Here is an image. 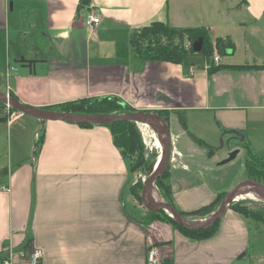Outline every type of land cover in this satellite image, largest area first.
Segmentation results:
<instances>
[{"label": "crops", "instance_id": "crops-1", "mask_svg": "<svg viewBox=\"0 0 264 264\" xmlns=\"http://www.w3.org/2000/svg\"><path fill=\"white\" fill-rule=\"evenodd\" d=\"M78 3L0 0V91L43 109L113 98L135 110L166 111L172 139L166 181L183 211L237 184L239 178L223 183L238 162L263 158L264 0H89L80 9ZM87 12L98 15L96 25H85ZM153 20L205 27L212 41L229 38L232 52L211 65L252 67L209 73L198 54L183 63L142 59L129 36ZM21 60H34V70ZM3 116L1 125L19 132L14 165L0 178V253L37 246L42 264H145L152 247L162 264H263L254 261L251 239L264 242V224L230 208L204 239L142 218L129 162L105 125L41 122L0 106ZM26 128L31 135L24 140Z\"/></svg>", "mask_w": 264, "mask_h": 264}, {"label": "trees", "instance_id": "trees-1", "mask_svg": "<svg viewBox=\"0 0 264 264\" xmlns=\"http://www.w3.org/2000/svg\"><path fill=\"white\" fill-rule=\"evenodd\" d=\"M89 0H79L78 8L87 6ZM201 37L203 39V46L200 52L196 53L192 49V42ZM188 41L191 46L186 48L184 42ZM129 42L133 51L142 59L145 60H155V61H170L173 63H183L186 61L187 57L190 55H202L203 58L209 62L213 56V52L216 51L218 55H225L231 53L233 50V43L229 38L216 37L214 41L208 35L207 29L205 27H174L169 25L167 22L153 20L137 29H134L129 36ZM220 67L235 68V69H248L252 66H227V65H211L208 68V72L219 69ZM12 98L17 99L13 94L9 95ZM0 106L6 107L5 104L0 103ZM9 112L16 111L12 108H7ZM50 109V108H49ZM56 111L62 112H77V113H116L122 114L126 112L135 111L134 108L125 106L121 102L113 98H83L77 101H70L61 104ZM167 119V112L164 110L154 111ZM81 126H93L95 124H79ZM105 125L113 139V143L116 147L121 150L122 155L127 158L130 166V170H136L140 167L145 168L147 172L152 169L155 165V161L158 157L156 154L154 161L151 163H146L149 160V155L145 152L142 143L140 131L137 127V123L133 121H116L110 122ZM182 125L184 126V121L182 120ZM41 139V135L37 137ZM194 141L204 148L207 149V155L211 156L214 149L203 140L193 137ZM258 162V161H257ZM251 160H246L244 167L246 173L249 176L262 179L264 181V156L257 163ZM145 163V164H144ZM169 174V167L164 172L162 176L157 178L154 182L155 186L158 187L161 196L165 201L173 204L175 203L172 198V191L170 185L167 183L166 179ZM142 181L137 180L134 185L131 186V193L135 198H138L135 187H141ZM138 196V197H137ZM223 193L217 195V197L210 203L202 205L190 211H183L178 209L187 218H205L215 211L223 198ZM238 198H243L241 196L237 197L228 208L240 213L241 215L248 218H261L262 214L258 211H254L241 205ZM151 199L156 200L155 195L151 192ZM140 200V199H139ZM147 215L144 219L151 220H162L170 223L178 231L185 234L186 236L193 239H204L212 236L219 225L220 219L212 226L201 229L193 230L186 229L180 224H178L170 215L165 211L160 210L158 213L146 212ZM263 219V217L261 218ZM264 222V221H263Z\"/></svg>", "mask_w": 264, "mask_h": 264}, {"label": "water", "instance_id": "water-1", "mask_svg": "<svg viewBox=\"0 0 264 264\" xmlns=\"http://www.w3.org/2000/svg\"><path fill=\"white\" fill-rule=\"evenodd\" d=\"M203 39L198 37L192 42V49L198 53L202 49ZM21 63H25L30 70H34V60H21ZM0 103L5 104L4 108H12L22 114H26L37 118L41 122L47 120H60L75 124H107L116 121H133L139 124H145L149 126L158 136L161 141V160L156 168L152 167L147 176L143 179V184L140 192V201L142 206L150 212L158 213L160 210L165 211L170 215L178 224L186 229L201 230L206 229L214 225L225 213L230 204L241 195L247 193H255L261 196L264 201V184L257 180H245L237 184L231 190H229L217 209L210 215L203 219H190L185 217L177 208L165 201H157L151 199V191L154 189V182L157 178L162 176L168 169L171 161L172 152V139L169 130V124L167 119L154 112H146L143 110H135L122 114L116 113H77V112H62L52 109H43L27 105L20 102L18 99L12 98L6 92L0 91ZM238 136V135H237ZM237 154V150L229 153L227 158L221 161V164L232 161Z\"/></svg>", "mask_w": 264, "mask_h": 264}, {"label": "rangeland", "instance_id": "rangeland-1", "mask_svg": "<svg viewBox=\"0 0 264 264\" xmlns=\"http://www.w3.org/2000/svg\"><path fill=\"white\" fill-rule=\"evenodd\" d=\"M196 13L199 14L198 12H196ZM188 43H189L188 41L184 42L186 48H188ZM0 52H1V50H0ZM213 54H216V51H214ZM198 56H199V54H198ZM201 58H203L202 55H200L198 59H201ZM25 118H27V117H25ZM4 120H5V117L3 116L2 120H0V178L2 180L5 179V175L7 174V170L11 169V167L14 165V149H15L14 148V136L19 132L17 125H13V127L10 130L5 126H2L1 124L4 123ZM17 123H19V121ZM137 127L140 131L144 150L149 155V160L146 163H151L152 161H154V157L156 154L158 155L157 159L160 157L162 146H161V148H159L157 145V143L159 142V136L148 126H147V128H145V126H143L142 124H137ZM23 133L24 134H22V139L25 140V138H26L25 135L26 134L31 135V130L29 128H26L23 130ZM219 145H221V142H219ZM255 159L258 160L257 158H255ZM254 162H257V161L254 160ZM169 164H171V163H169ZM213 167H214V165H213ZM242 169H244V171ZM203 172H206V169H203ZM147 174H148V172L143 167H140L136 170H132L131 171V182H132L131 186L134 185V183L137 180H141L142 184H143V179L147 176ZM238 178L240 179V181L237 184H239L242 181L250 179L249 175L246 173L245 167H243V164H240L239 162L234 166V171L230 175H228V177L225 179L223 184L224 185L229 184V183H231V181H234V179H238ZM254 180H257L258 182H261L264 184V181L262 179L255 178ZM237 184H235L233 187H235ZM154 187H156L155 184H154ZM141 188H142V186L141 187H135V191L137 192V195L139 197L138 196H137L138 198L134 197V201H135L136 206L140 210H142L143 213H145V215H147L146 214L147 210L144 209V207L141 204V201L139 200ZM155 189L160 194L158 187H156ZM231 189H229V190H231ZM228 191L223 192V195H225ZM160 196H161V194H160ZM222 197H224V196H222ZM238 199H239L238 202L241 205L245 206L246 208L254 210V211H258V213L261 212L259 214H262L263 219H261L262 217L256 218V219L251 218V219L255 224L258 223V224L263 225L264 224V222H263L264 221V201L255 200V199H251V198H238ZM163 200H165V199L163 198ZM144 216L142 218H144ZM190 219H193V218H190ZM194 219L200 220L203 218L199 217V218H194ZM251 242H252L251 248L255 249V253H254L255 260L254 261L259 262L261 260L260 262H262L263 258H264V242L255 241L254 239H251ZM259 242H261V243H259Z\"/></svg>", "mask_w": 264, "mask_h": 264}, {"label": "built area", "instance_id": "built-area-1", "mask_svg": "<svg viewBox=\"0 0 264 264\" xmlns=\"http://www.w3.org/2000/svg\"><path fill=\"white\" fill-rule=\"evenodd\" d=\"M99 22V17L97 14L92 12H87L84 16V23L88 27H92ZM191 44L188 43V47ZM219 60L218 54H213L207 65L216 64ZM38 137V136H37ZM3 189L8 190V187H3ZM43 250L41 247L30 246L29 250L25 252L24 250H14L12 248H4L0 253V264H42ZM145 264H162L158 252L155 248H149L146 253V263ZM264 264V258H263Z\"/></svg>", "mask_w": 264, "mask_h": 264}, {"label": "bare ground", "instance_id": "bare-ground-1", "mask_svg": "<svg viewBox=\"0 0 264 264\" xmlns=\"http://www.w3.org/2000/svg\"><path fill=\"white\" fill-rule=\"evenodd\" d=\"M137 124H139V123H137ZM143 126H145V128H147V125H145V124H142ZM149 127V126H148ZM144 128V127H143ZM153 134V133H152ZM156 135V134H155ZM157 137V136H156ZM155 138V137H154ZM156 140V139H155ZM157 145H158V147L159 148H161V141H160V139H159V142L157 143ZM160 160H161V154H160V157L156 160V163H155V167L154 168H156L157 166H158V164H159V162H160ZM156 188V187H155ZM152 189V193L155 195V197H156V200L157 201H162L163 200V198L160 196V194L157 192V190L156 189ZM241 197H243V198H251V199H255V200H262V198H261V196H259V195H257V194H255V193H247V194H245V195H241Z\"/></svg>", "mask_w": 264, "mask_h": 264}, {"label": "flooded vegetation", "instance_id": "flooded-vegetation-1", "mask_svg": "<svg viewBox=\"0 0 264 264\" xmlns=\"http://www.w3.org/2000/svg\"><path fill=\"white\" fill-rule=\"evenodd\" d=\"M250 179L248 180H254L256 177L249 176Z\"/></svg>", "mask_w": 264, "mask_h": 264}]
</instances>
